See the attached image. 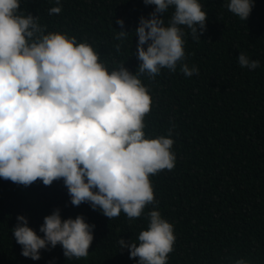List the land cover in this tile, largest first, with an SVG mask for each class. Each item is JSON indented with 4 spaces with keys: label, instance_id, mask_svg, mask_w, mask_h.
Instances as JSON below:
<instances>
[{
    "label": "trees",
    "instance_id": "trees-1",
    "mask_svg": "<svg viewBox=\"0 0 264 264\" xmlns=\"http://www.w3.org/2000/svg\"><path fill=\"white\" fill-rule=\"evenodd\" d=\"M200 2L208 14L206 31L197 41L184 29V62L198 67L199 74L186 77L178 66L176 72L162 69L154 80L140 76L152 97L146 136L171 131L176 156L172 170L150 175L157 204L147 205L145 213L157 210L174 226L168 264H235L240 259L264 264V0H255L247 21L231 13L226 0ZM61 5L60 13L49 14ZM61 5L21 0L19 11L38 16L48 32L88 42L109 70L124 64L136 73L134 32L154 5L144 0H61ZM171 15V9L164 14L165 24ZM118 19L130 33L123 41L115 39L122 30ZM241 53L260 67H241ZM57 209L62 219L83 216L95 225L89 255L67 259L59 245L41 250L39 261L21 255L12 232L17 217L25 216L43 237L44 218ZM147 223L143 214L129 220L122 212L110 220L88 203L72 205L62 179L24 186L0 178V264H137L118 240H135Z\"/></svg>",
    "mask_w": 264,
    "mask_h": 264
},
{
    "label": "clouds",
    "instance_id": "clouds-1",
    "mask_svg": "<svg viewBox=\"0 0 264 264\" xmlns=\"http://www.w3.org/2000/svg\"><path fill=\"white\" fill-rule=\"evenodd\" d=\"M144 3L155 8L140 18L134 32L140 64L133 74L124 64L109 70L86 41L48 32L38 16L19 11L21 0H0V178L24 186L38 180L49 186L62 179L74 206L88 203L110 220L122 212L129 220L145 215L147 229L135 240L121 237L118 245L137 264H168L174 226L159 211L145 213V208L157 204L150 175L175 167L174 140L171 131L146 136L152 97L140 76L154 80L162 69L176 72L178 66L186 77L198 75V67L184 62V29L200 40L208 14L200 0ZM254 6L255 0H226L227 9L245 21ZM61 11L62 5L55 6L49 14ZM116 23L122 30L115 39L123 41L130 33L123 30V19ZM238 63L250 70L260 67L245 53ZM17 221L12 232L26 258L39 261L41 250L57 245L67 259L89 255L95 225L83 216L62 219L55 210L39 229L43 237L25 216Z\"/></svg>",
    "mask_w": 264,
    "mask_h": 264
}]
</instances>
